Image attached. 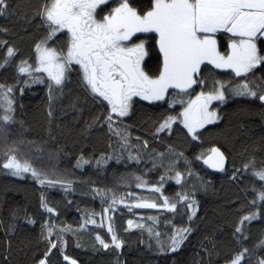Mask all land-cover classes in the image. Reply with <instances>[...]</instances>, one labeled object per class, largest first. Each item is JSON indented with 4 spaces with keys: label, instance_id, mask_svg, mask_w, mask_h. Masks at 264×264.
<instances>
[{
    "label": "snow or ice",
    "instance_id": "obj_1",
    "mask_svg": "<svg viewBox=\"0 0 264 264\" xmlns=\"http://www.w3.org/2000/svg\"><path fill=\"white\" fill-rule=\"evenodd\" d=\"M0 21V172L31 180L39 192L44 248L30 264H52L53 255L78 264L66 251L68 232L94 235L95 250L115 249L119 257L125 241L114 216L124 209L132 216L134 210H155L127 219L123 231L147 233L149 248L154 243L160 255L177 253L203 221L198 194L211 186L196 161L237 188L226 202L234 217L232 246H218L215 232L206 236L211 247H201L208 264H264L257 255L264 233L251 248L247 243L253 222H264V136L231 157L217 140L205 146L229 102L259 109L264 121V0H0ZM36 85L47 96L45 140L30 138V127L18 116L20 100ZM64 100L63 113H76V124L85 113L90 117L81 135L103 133L112 149L98 156L81 149L76 168L106 169L114 159L139 169L122 175L124 191L93 187L100 211L82 212L77 229L59 221V209L46 195L57 188L67 193L74 185L58 166L63 149L48 147L56 142L55 106ZM137 109L150 114L143 137H133L129 123ZM45 155L48 163H40ZM150 173L157 175L149 179ZM170 182L177 186L172 195ZM9 214L6 226L0 220L8 245L0 264H11L7 237L15 234L17 221L37 223L24 208ZM161 216L170 231L158 229Z\"/></svg>",
    "mask_w": 264,
    "mask_h": 264
},
{
    "label": "trees",
    "instance_id": "obj_2",
    "mask_svg": "<svg viewBox=\"0 0 264 264\" xmlns=\"http://www.w3.org/2000/svg\"><path fill=\"white\" fill-rule=\"evenodd\" d=\"M20 103L23 104V109L19 110L18 116L30 127V138L49 139L47 96L42 86L36 85L33 86L32 90L26 91ZM67 103L68 101L64 100L57 102L55 106L56 121L51 125V134L56 138V142L49 141L48 147L63 149L65 154L60 157L58 166L61 170H68L70 178L74 181L73 190L65 193L58 188L49 189L46 191V195L49 202L58 207L59 221L70 225L72 229H77L82 212L100 211L99 199H93V187L124 191L125 189L120 183L122 175L131 171L138 172L139 169L134 164H129L127 167L123 163L117 164L114 159L109 162L110 166L106 169L97 170L88 165H85L83 169L76 168V157L80 154L81 149L84 150L86 156L93 154L98 156L101 151L108 153L112 149L109 148V138L103 133L93 130L91 135H81L85 126L84 122L90 117L85 113L79 124H76L73 120V117L77 115L76 113L71 111L68 115L63 113V106ZM243 108V105L232 102L224 107V119L221 121L220 127L213 129L205 136L206 147L210 141L217 140L223 145L222 150L229 152L231 157L244 147L258 142L259 138L264 136V121H261L259 117V109L242 110ZM149 115L144 110L137 109L132 120L129 121L132 124L133 137L136 135L143 137L146 134L147 125L145 121L148 120ZM226 137L234 142L225 144L224 139ZM174 139L176 138L174 137ZM117 147L115 138H112V148ZM198 151L199 149H196V152ZM186 154L190 158L194 155L190 149ZM40 163H48L46 155ZM194 166L204 176L205 180L211 181V186L207 192L198 194L199 215L204 218L203 221H197L198 230L185 241L177 253L167 256L160 255L157 253L154 243L149 248L147 233L142 234L140 230L135 228L129 232L123 231L127 219L140 220L142 215L154 214L155 210H134L137 215L132 216L127 209H124L123 212H117L114 216L115 226L125 241L119 257H117L115 249L95 250L93 248L94 235L90 236L86 232L78 233L76 236L71 232L66 234L67 254L76 259L78 264H116L117 259L119 264H208V257L205 256L201 247L202 244L211 247L205 239L206 236L215 232L219 239L218 246H225V244L227 247L232 246L228 234L232 230L229 223L234 217L226 202L228 198L236 195L237 188L235 185H231L227 178L221 174H211L201 162H194ZM156 175L150 173L148 178L154 179ZM166 187L168 188L167 194L172 195L177 186L170 182ZM133 190L140 191L134 188ZM69 201H71L70 204ZM17 207L24 208L29 214L35 215L37 223L36 225H26L23 221H17L15 234L7 237L11 240L10 261L11 264H30L31 257L34 254L38 255L44 248V244L40 240L39 192L31 180L21 181L0 172V220L5 222V226L10 220V209ZM78 208L80 211L77 210ZM97 219L99 220L98 217ZM163 219L161 216L158 229L161 232L170 231V229L165 228ZM177 221L179 222V217H177ZM91 227L89 225V228ZM262 233H264V222L254 221L251 226V236L247 242L250 248L260 239ZM103 234L106 235V232ZM141 240L144 242L141 243ZM77 242L80 243L81 247H76ZM7 246L5 232L0 229V252H3ZM257 255L264 256V249H259ZM215 259L216 257L213 256L212 260L215 261ZM51 261L52 264H64L62 259L56 255L51 256Z\"/></svg>",
    "mask_w": 264,
    "mask_h": 264
},
{
    "label": "water",
    "instance_id": "obj_3",
    "mask_svg": "<svg viewBox=\"0 0 264 264\" xmlns=\"http://www.w3.org/2000/svg\"><path fill=\"white\" fill-rule=\"evenodd\" d=\"M204 166V165H203ZM206 170H208L211 174L213 175H218L219 173H212V170L211 169H207L206 166H204Z\"/></svg>",
    "mask_w": 264,
    "mask_h": 264
}]
</instances>
